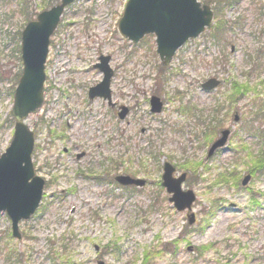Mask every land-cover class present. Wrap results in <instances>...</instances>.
<instances>
[{
    "label": "rangeland",
    "instance_id": "obj_1",
    "mask_svg": "<svg viewBox=\"0 0 264 264\" xmlns=\"http://www.w3.org/2000/svg\"><path fill=\"white\" fill-rule=\"evenodd\" d=\"M44 1L0 0V152L14 135L23 68L16 34L27 24L20 4L40 12ZM127 1L76 0L63 12L44 103L25 120L43 198L20 221V238L0 211V264H264V0H199L214 10L213 22L167 66L154 34L137 43L121 34ZM102 54L111 56L113 100L130 108L124 120L89 98L103 78L95 67ZM211 77L221 84L205 91ZM152 95L163 101L160 113L151 111ZM223 128L231 129L226 146L208 156ZM107 157L110 181L90 177L106 175ZM166 161L187 171L184 188L197 196L191 225L162 186ZM119 174L147 183L123 186Z\"/></svg>",
    "mask_w": 264,
    "mask_h": 264
},
{
    "label": "water",
    "instance_id": "obj_2",
    "mask_svg": "<svg viewBox=\"0 0 264 264\" xmlns=\"http://www.w3.org/2000/svg\"><path fill=\"white\" fill-rule=\"evenodd\" d=\"M74 0L60 3L40 12L36 19L27 23L22 31L21 49L23 72L14 95L13 115L16 119L15 132L10 145L0 153V211H6L12 220L13 234L20 237L18 228L21 219H28L36 211L43 195L45 180L36 175L32 162L34 134L25 119L37 111L44 101L45 64L49 53L50 37L57 28L65 7ZM213 10L199 0H128L119 21L120 32L133 42H138L146 34L156 35L157 51L164 64H169L177 49L187 40L198 36L211 25ZM109 55L100 56L96 66L104 73L103 80L89 90V96L109 99L112 102L111 78L114 74ZM220 81L210 78L203 88L211 90ZM160 97H151V110L161 112ZM129 108L122 107L119 116L124 119ZM235 120L239 116L235 115ZM230 129H224L209 149L208 156L223 147L229 138ZM175 167L164 164L163 186L172 194L169 198L178 210L192 208L196 195L192 189L183 190L182 184L187 173L175 176ZM246 175L242 183L250 180ZM116 180L123 185L143 186L145 179L130 175H117ZM188 221H195V213L188 214Z\"/></svg>",
    "mask_w": 264,
    "mask_h": 264
},
{
    "label": "trees",
    "instance_id": "obj_3",
    "mask_svg": "<svg viewBox=\"0 0 264 264\" xmlns=\"http://www.w3.org/2000/svg\"><path fill=\"white\" fill-rule=\"evenodd\" d=\"M54 2L57 3V2H59V0H45L43 2V4H42V10L51 7L52 5L55 4ZM20 5L21 6H20V12L19 13H22V15L24 16L25 22H28V21L34 19L37 16V14H38L37 11H35V10H33V11L26 10L24 8V5L23 4H20ZM21 34H22V28H20L18 30L17 34H16V37H17V46H18V50L17 51H18V54H19L18 55V59L19 60H21V45H20V43H21ZM21 74H22V70H19L17 72V74H16V79L17 80H19ZM236 94L239 95V96L242 95V93H240V92H237Z\"/></svg>",
    "mask_w": 264,
    "mask_h": 264
},
{
    "label": "flooded vegetation",
    "instance_id": "obj_4",
    "mask_svg": "<svg viewBox=\"0 0 264 264\" xmlns=\"http://www.w3.org/2000/svg\"><path fill=\"white\" fill-rule=\"evenodd\" d=\"M104 100V99H103ZM105 101V100H104ZM107 104H108V107H109V110H110V115H111V107L113 108V110L115 111V112H118V110L120 109V107H121V105H119L117 102H116V104L114 105V106H111V103L110 102H107ZM65 151H68V149L67 148H65ZM87 155V151H84V152H82L80 155H78L77 156V158H83L84 156H86ZM104 161H108V169H107V171H106V175L105 174H103L104 176H103V180H106V181H108L109 179H110V174H111V158L110 157H107V158H105V160ZM104 161H102V164H104ZM92 171V170H91ZM83 173V175L85 176V177H87V178H90V177H95L96 178V176L94 175L93 176V173L92 172H89L88 171V173H90L89 174V176H87V175H85L84 174V172H82ZM96 179H98V178H96ZM110 181V180H109Z\"/></svg>",
    "mask_w": 264,
    "mask_h": 264
},
{
    "label": "bare ground",
    "instance_id": "obj_5",
    "mask_svg": "<svg viewBox=\"0 0 264 264\" xmlns=\"http://www.w3.org/2000/svg\"><path fill=\"white\" fill-rule=\"evenodd\" d=\"M152 231V228L150 226L147 227V233H150ZM150 236V235H149ZM148 236V237H149Z\"/></svg>",
    "mask_w": 264,
    "mask_h": 264
}]
</instances>
